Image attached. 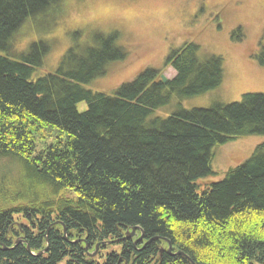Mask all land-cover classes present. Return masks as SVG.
I'll use <instances>...</instances> for the list:
<instances>
[{"label":"trees","instance_id":"16d2710c","mask_svg":"<svg viewBox=\"0 0 264 264\" xmlns=\"http://www.w3.org/2000/svg\"><path fill=\"white\" fill-rule=\"evenodd\" d=\"M68 1L0 0V264H264V146L204 180L215 147L264 136V94L150 119L173 94L217 89L222 60L189 43L166 57L165 83L147 69L111 96L83 89L125 58L116 35L33 78L48 47L14 61L18 32Z\"/></svg>","mask_w":264,"mask_h":264},{"label":"rangeland","instance_id":"374dc122","mask_svg":"<svg viewBox=\"0 0 264 264\" xmlns=\"http://www.w3.org/2000/svg\"><path fill=\"white\" fill-rule=\"evenodd\" d=\"M18 33L9 55L14 61H20L35 43L48 47L33 78L54 73L69 48L75 47L76 55L78 50L95 47L98 36L116 35L125 58L82 85L91 93L108 96L147 69L171 80L175 72L164 68L165 59L186 44L198 46L201 62L221 58L223 78L217 89L192 98L173 94L169 106L154 111L150 119L236 103L248 93L264 94V66L259 63L264 49V0H69L62 9L60 4L49 15L36 17ZM85 109V103L77 106L79 112ZM259 145L264 146V136L242 137L215 147L211 160L215 175L204 180H222Z\"/></svg>","mask_w":264,"mask_h":264},{"label":"water","instance_id":"95a60500","mask_svg":"<svg viewBox=\"0 0 264 264\" xmlns=\"http://www.w3.org/2000/svg\"><path fill=\"white\" fill-rule=\"evenodd\" d=\"M160 79H161V81H162L163 83H165V82L167 81V79H166L163 75L160 76ZM138 230L140 231V229L137 228V227L132 228V229H131V232H126V233L124 234V236H123L121 239L116 240V241H114V242H108L107 245H111V244H115V243H117V242H122V241L130 240V239H132V238L135 236V232L138 231ZM63 236H64L63 239L66 240V238H65V236H66V230H65L64 227H63ZM142 239H143V234H140V236L138 237V239L134 241V245H136V244H137L138 242H140ZM46 241H47V239H46ZM19 242H20V239H17V241L15 242V245H17ZM149 242H150V241H149ZM146 244H147V243H146ZM167 245H168V248H167V254H169L170 251H171V245H170V243H168V242H167ZM25 249H26L27 252H30V249H29L28 246H26ZM86 250H87V249H85V251H86ZM97 251H98V245L95 246V251H94V253L90 254V256H91V257L95 256L96 253H97ZM44 252H46V249H45L44 251H42V252H39L37 255H41V254L44 253ZM176 255H182V254L178 252V253H176ZM190 262H191V261H190ZM191 264H192V262H191Z\"/></svg>","mask_w":264,"mask_h":264}]
</instances>
